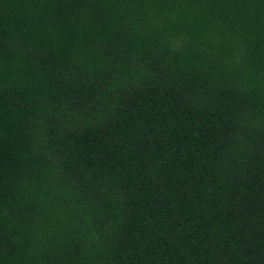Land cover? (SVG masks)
<instances>
[{
  "label": "trees",
  "instance_id": "1",
  "mask_svg": "<svg viewBox=\"0 0 264 264\" xmlns=\"http://www.w3.org/2000/svg\"><path fill=\"white\" fill-rule=\"evenodd\" d=\"M0 264H264V0H0Z\"/></svg>",
  "mask_w": 264,
  "mask_h": 264
}]
</instances>
